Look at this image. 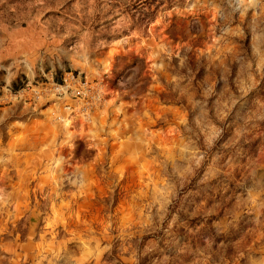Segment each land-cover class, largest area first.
<instances>
[{
    "label": "rangeland",
    "instance_id": "rangeland-1",
    "mask_svg": "<svg viewBox=\"0 0 264 264\" xmlns=\"http://www.w3.org/2000/svg\"><path fill=\"white\" fill-rule=\"evenodd\" d=\"M0 264H264V0H0Z\"/></svg>",
    "mask_w": 264,
    "mask_h": 264
}]
</instances>
